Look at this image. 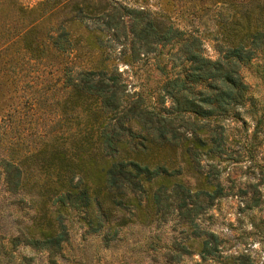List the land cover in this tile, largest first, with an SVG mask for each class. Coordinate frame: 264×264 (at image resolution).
Masks as SVG:
<instances>
[{
  "label": "trees",
  "instance_id": "16d2710c",
  "mask_svg": "<svg viewBox=\"0 0 264 264\" xmlns=\"http://www.w3.org/2000/svg\"><path fill=\"white\" fill-rule=\"evenodd\" d=\"M178 1L0 0V264H65L74 230L84 264L89 237L102 264H252L201 215L239 160L229 123L253 120L246 151L264 143V105L241 73L264 67V0ZM166 44L178 67L156 105L129 93L119 61ZM260 202L251 192L244 206Z\"/></svg>",
  "mask_w": 264,
  "mask_h": 264
},
{
  "label": "rangeland",
  "instance_id": "374dc122",
  "mask_svg": "<svg viewBox=\"0 0 264 264\" xmlns=\"http://www.w3.org/2000/svg\"><path fill=\"white\" fill-rule=\"evenodd\" d=\"M25 1L34 3L37 0ZM185 2L186 0H179L177 8L185 9ZM176 16L180 26L184 25L185 28H193L194 24L190 23V17H188L186 12L184 14H177ZM206 18L203 17L200 23L195 21V24L200 25L199 32L205 38V53L214 56L215 49L212 45L213 41L210 39L212 25L209 28L206 27L205 21L203 22ZM203 28L208 29L205 30ZM173 49L174 46L172 44H166L158 52L141 54L137 60H133L130 63L119 61V67L124 70V75L127 77L129 93L132 95L135 93L141 94L147 102H154V104L160 105L159 82L163 79L164 74H171L178 67L171 58V50ZM241 73L245 82L249 85L250 94L257 99L259 105L263 106V64L261 63L259 66L247 64L242 67ZM243 116L246 115L243 114ZM229 125L228 133L230 134V138L231 135L232 138L233 135L236 138L232 148L235 149L234 154H238L236 150H239V160L225 162L222 165V177L226 178V183L231 187L227 188V194L222 196L214 206L201 215V222L222 236L225 239V244L230 247V250H249L252 255V264H264V230H261L258 225L252 224V216L256 223L261 222V219L264 218V160L259 158L260 156H264V143L261 145L255 144V147L250 152L246 151L243 145L246 136L249 137V133L253 130V120L247 121L246 126L241 125L239 121H232ZM263 133L264 128L260 131L261 135L259 138H262ZM250 153H252V156ZM250 182L256 185L249 187ZM251 192L260 196L261 202L253 208L245 207L244 200L249 197ZM5 197L0 189V212L3 210L4 212L8 211ZM9 217L10 222L11 216ZM165 228L169 229L168 226ZM77 237V230H74V234H72L73 242L68 250L70 257L65 261V264H84L86 262V255L80 252L79 248L82 244H78ZM132 240H134L132 237L126 236L118 244L124 249L126 247L130 248ZM86 242L89 254L88 258H92L96 264H102L105 252L100 248L96 238L89 237ZM119 245L114 250H121L122 247H119Z\"/></svg>",
  "mask_w": 264,
  "mask_h": 264
}]
</instances>
